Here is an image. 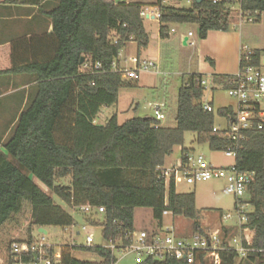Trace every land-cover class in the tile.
<instances>
[{
	"label": "trees",
	"instance_id": "16d2710c",
	"mask_svg": "<svg viewBox=\"0 0 264 264\" xmlns=\"http://www.w3.org/2000/svg\"><path fill=\"white\" fill-rule=\"evenodd\" d=\"M41 1L5 2L39 6ZM168 1L180 0L150 3L160 14L161 39L169 37L173 24L197 25L200 39L206 38L210 30L228 31L233 3H238L242 17L251 16L254 21L264 12V0H191L188 7L166 4ZM146 5L135 0H58L45 12L52 31L41 38L40 57L24 62L13 56L11 66L0 69V75H34L36 82L35 94L16 117L9 138L2 139L5 132L0 136V264H12L13 243H32L36 239L34 228L74 224L73 217L56 205L32 177L73 210L86 204L102 207L100 221H86L101 226L106 243H130L136 207L150 208L157 227L162 226L166 210L194 220V231L200 230L195 220L194 193L177 192L173 177L165 193L160 170L173 148L183 145L186 131L195 134L196 143H207L211 150H234L236 168L254 172L255 180L245 194L253 211L247 214L240 233L242 246L254 250L238 264H264V126L243 130L237 141L213 132L214 109L203 107V74L191 73L182 81L173 127L162 126L151 117H133L119 124L116 114L105 124L94 123L101 107L117 101L122 86L133 85L111 66L129 41H135L138 49L147 47L149 36L140 15ZM253 52L248 64L257 65L264 53L257 49ZM95 63L101 68L95 69ZM86 65L88 68L82 70ZM213 79L226 88L235 77L221 75ZM216 114L229 118L234 108L220 107ZM188 153L189 149H181V163L186 162ZM62 179H69V183L60 184ZM76 249L93 253L98 260H79L71 254ZM53 251L54 247L48 249L50 255ZM219 256V264H237L233 250L223 249ZM115 262L112 250L103 246L63 245L56 264ZM138 264L187 263L166 256L161 260L145 258ZM193 264L215 263L201 253Z\"/></svg>",
	"mask_w": 264,
	"mask_h": 264
},
{
	"label": "rangeland",
	"instance_id": "374dc122",
	"mask_svg": "<svg viewBox=\"0 0 264 264\" xmlns=\"http://www.w3.org/2000/svg\"><path fill=\"white\" fill-rule=\"evenodd\" d=\"M140 1H147L148 3L142 9L147 7L153 13L158 10L155 6L150 5L155 0ZM166 4L177 7L189 6L187 0L172 1V3L166 2ZM240 13L238 3H233L229 30H210V33L204 39L198 37L197 25L187 23L173 24L169 37L161 39L158 36V19H148L143 16L144 29L149 36L147 48L140 49V53H138L136 43H128L119 52L117 60L120 61L121 67L130 68L134 65L128 58L140 56L142 59L154 60L155 67L139 74V82L144 83L145 87H139L136 84L137 81H132L133 85L131 86H122L119 89L117 101L112 105L101 108V112L95 117L96 124H105L114 113L119 124L133 117H151L155 119L154 106L162 104L161 109L164 118L158 120V123L162 126L173 127L176 124L177 96L182 81L187 80L191 73H200L203 74L205 79L203 101L204 103L212 102L215 114L214 125L225 127L226 120L216 114V110L226 106H232L235 109L236 102L228 95L223 84L219 80L213 79V74H230L233 69L236 71L242 46L251 50L257 49L264 53V12L260 14L258 21L252 22H249L247 17H240ZM189 32L192 35L188 37V42L184 45L182 43L183 37H186ZM201 40L204 42H201ZM234 58L237 63H235ZM81 69L85 70V67ZM262 70L264 71V67ZM1 102L2 100H0ZM1 134L2 132H0V136ZM9 136L10 131L5 136L3 135L2 139L7 140ZM182 148L189 149L190 154L193 156L202 154L207 163L216 167H226L234 163L233 157H227L221 150H211L207 143H196L195 134L186 131L183 145L175 146L172 152L165 157L162 166L164 169H172L179 166ZM32 179L44 192L51 196L56 205L67 211L74 219V224L71 226L45 227L46 234L43 235L47 243L59 248L60 253L63 245H74L77 247L106 245V241L102 238L101 226L86 221V218L91 221H100L102 219L101 214L94 212L83 214L79 210L67 207L59 197L53 194L38 179L34 177ZM174 182L177 192L194 193L197 209L195 220L199 223L202 230L220 232L221 225H225L231 227L228 230L230 243L234 237H238V231L235 228L239 219L234 206L236 198L224 191L226 186L224 179H209L198 181L195 184H188L185 181L184 174L179 170L176 173ZM59 183L67 185L69 179H62ZM165 193H167V187ZM251 210V206L245 209L246 212ZM227 214H229L230 218L225 220L224 217ZM193 222L194 220L174 216L171 213L162 217V226L170 227L180 236H190L194 233ZM83 226L86 227V230H82ZM156 227L157 223L150 208L136 207L134 209V231L151 230ZM78 231L80 232L79 234H77ZM87 235L92 237L91 243H86ZM33 236L36 239L40 238L41 233L38 232V228H34ZM71 254L79 260H98V257L93 253L80 249L73 250ZM113 254L116 259L114 264H137L135 263L134 253L117 249L113 251Z\"/></svg>",
	"mask_w": 264,
	"mask_h": 264
},
{
	"label": "built area",
	"instance_id": "2783aa9c",
	"mask_svg": "<svg viewBox=\"0 0 264 264\" xmlns=\"http://www.w3.org/2000/svg\"><path fill=\"white\" fill-rule=\"evenodd\" d=\"M216 1V0H213ZM239 1V0H235ZM188 3L191 0H187ZM140 15L148 19L159 18V11L152 12L147 8L142 9ZM240 17L242 14L240 13ZM247 17V16H245ZM249 22L254 21L253 17H247ZM192 35L191 32L187 34L188 37ZM254 55L253 49H248L245 46L240 48L239 67L237 73L234 75L235 79L228 82L225 88L228 95L231 96L235 102L236 107L234 114L227 118L225 127L213 125V132H220L231 141H237L241 136L243 130L261 129L264 126V55L260 56L257 65L248 64ZM128 60L134 65L130 68H120L116 63H112L114 71H121L122 76L129 81H136L141 72H147L155 67V62L152 59H142L139 56H131ZM88 68V66H84ZM95 69H100V63L93 65ZM205 85V79L201 81ZM161 105L154 106V116L156 120L164 118ZM207 111H212L210 102L203 105ZM227 157H235V151L227 148L223 151ZM185 163L179 164L176 168L161 169V176L164 178L165 187L168 188L170 178L173 177L175 181L176 173L180 170L184 174L185 181L188 184H195L198 181L209 179H224L226 186L224 191L232 194L235 198V209L238 214V222L235 228L238 231V237H234L230 243L228 239V230L230 226L221 225L220 232L194 231L190 236H180L170 227H156L155 229L140 231H133L130 234V243L126 246H117L114 243H106V247L112 252L114 250H122L135 254V263H141L145 258L164 259L166 256H171L178 261H184L187 264H193L197 261L198 255L204 253V258L210 262L219 264V252L223 249H230L237 253V264L243 261L249 251L254 249L245 248L242 246L241 231L248 220V213L245 209L251 206L249 202L245 201V194L247 187L254 182L255 174L253 171H240L235 164L226 167H216L207 163L202 154L193 156L190 152L186 155ZM252 207V206H251ZM78 209L84 214L103 213L102 207L93 208L90 205L79 206ZM170 213L164 210L162 215ZM230 218L227 214L224 219ZM86 230V227H82ZM39 232V231H38ZM41 233L40 238L35 239L32 243H13L11 245L13 253L12 264H56L61 258L60 249L54 245L46 242L44 233ZM80 232L78 231L77 234ZM90 235L86 236V243L92 242ZM74 246V245H71ZM54 247L53 254L48 253V249Z\"/></svg>",
	"mask_w": 264,
	"mask_h": 264
},
{
	"label": "crops",
	"instance_id": "0c3cea01",
	"mask_svg": "<svg viewBox=\"0 0 264 264\" xmlns=\"http://www.w3.org/2000/svg\"><path fill=\"white\" fill-rule=\"evenodd\" d=\"M5 1L0 0V69L10 67L13 56L16 61L23 60L24 62L40 57L42 52L41 38L50 34L52 31L51 19L45 12L50 10L58 2V0H42L39 6H33L27 4H11ZM140 2L147 3V1ZM168 2L172 3V1ZM132 42L136 43L135 41H129L128 43ZM201 42L204 41L201 40ZM13 45H15V49ZM137 51L140 53V49L137 48ZM115 63L118 67L125 68L121 67L119 60ZM235 63H237L236 59ZM238 69L236 71L233 69L230 74H213V76L235 75ZM139 79L140 77L136 80V84L139 87H145L146 85L139 82ZM35 83V76L31 74L0 75V100H2L0 103V132H5L4 136L14 126L16 117L34 96ZM161 106L163 105L161 104ZM101 108L99 113L101 112ZM94 123L96 124V120H94ZM161 169L164 168L161 167Z\"/></svg>",
	"mask_w": 264,
	"mask_h": 264
},
{
	"label": "water",
	"instance_id": "95a60500",
	"mask_svg": "<svg viewBox=\"0 0 264 264\" xmlns=\"http://www.w3.org/2000/svg\"><path fill=\"white\" fill-rule=\"evenodd\" d=\"M195 1L198 2V3L201 2V0H195ZM182 43H183L184 45L187 43V36L184 37ZM81 60H83V59H81ZM38 231H39V232H42V233H44V234H46V230H45L43 227H39V228H38Z\"/></svg>",
	"mask_w": 264,
	"mask_h": 264
}]
</instances>
